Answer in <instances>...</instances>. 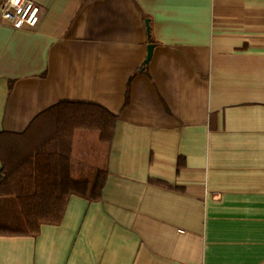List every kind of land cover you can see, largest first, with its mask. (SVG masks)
Returning a JSON list of instances; mask_svg holds the SVG:
<instances>
[{"label":"crops","instance_id":"0c3cea01","mask_svg":"<svg viewBox=\"0 0 264 264\" xmlns=\"http://www.w3.org/2000/svg\"><path fill=\"white\" fill-rule=\"evenodd\" d=\"M34 1L35 29L0 20V131L60 101L118 120L101 198L0 235V264H264V0ZM0 225L23 226L13 196Z\"/></svg>","mask_w":264,"mask_h":264},{"label":"trees","instance_id":"16d2710c","mask_svg":"<svg viewBox=\"0 0 264 264\" xmlns=\"http://www.w3.org/2000/svg\"><path fill=\"white\" fill-rule=\"evenodd\" d=\"M118 116L107 107L60 101L42 111L21 132L0 131V197L13 196L23 226L0 225V235L38 236L44 224H60L72 194L101 198L107 170L100 163L112 141ZM95 135L98 165L77 163L80 137ZM86 161V160H85Z\"/></svg>","mask_w":264,"mask_h":264},{"label":"built area","instance_id":"2783aa9c","mask_svg":"<svg viewBox=\"0 0 264 264\" xmlns=\"http://www.w3.org/2000/svg\"><path fill=\"white\" fill-rule=\"evenodd\" d=\"M42 7L34 0H6L0 4V20L16 29H35Z\"/></svg>","mask_w":264,"mask_h":264},{"label":"water","instance_id":"95a60500","mask_svg":"<svg viewBox=\"0 0 264 264\" xmlns=\"http://www.w3.org/2000/svg\"><path fill=\"white\" fill-rule=\"evenodd\" d=\"M147 25H148V21H147ZM153 49H154V45L153 44H149L148 45V53H147V57L145 60V63H148L149 60L151 59L152 53H153Z\"/></svg>","mask_w":264,"mask_h":264}]
</instances>
